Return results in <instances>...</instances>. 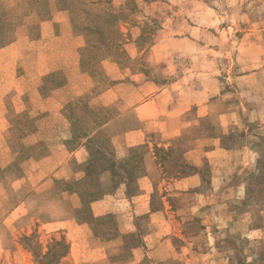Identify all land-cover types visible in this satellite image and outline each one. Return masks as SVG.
I'll return each instance as SVG.
<instances>
[{"label": "rangeland", "instance_id": "1", "mask_svg": "<svg viewBox=\"0 0 264 264\" xmlns=\"http://www.w3.org/2000/svg\"><path fill=\"white\" fill-rule=\"evenodd\" d=\"M197 2L216 10L224 25L235 28L227 33L231 38L227 53L233 55L242 40L264 41V0H0V50L20 40L17 52L25 56L14 68L9 63L4 80H0L4 91L0 99L6 108L2 112L5 111L11 123V128L1 126V133L12 151L0 162V264L263 263L264 242L244 236L248 229L264 226V129L254 135L261 141L253 138L243 144L249 148L253 145L254 149L258 142L262 158L251 170L245 167L251 159L239 161L240 171L246 168L249 173L245 180L248 192L243 201L246 205L233 208L236 217L231 228L217 230L220 223L209 217V221L198 218L187 210L196 200L198 190L168 198L174 215L171 222L166 220L168 224L160 223L161 233L154 238L162 244L155 249L150 250L145 244V237L153 232L155 225L150 215L141 213L143 208L136 209L133 205L125 210L120 207L117 214L109 213L113 195L127 199L134 196L144 167L142 161L134 157L136 153L131 154L133 157L129 160L116 158L109 143L111 139L95 123L97 120L108 122L126 111L127 92L132 93L130 87L136 92L132 102L141 101L137 87L143 79L135 81L134 75L144 71L151 80L162 78L158 68L147 71L143 59L156 43L185 32L178 27L186 19L191 23L192 19L185 14L192 6L197 8ZM44 21L53 22L50 29L41 27ZM68 22L71 29L66 26ZM71 32L77 37L73 42L69 38ZM223 33L215 31L216 35ZM25 39L28 41L24 43ZM4 54L12 58L16 49L13 52L8 49ZM47 56L54 61L57 71L43 81L39 75L47 71V67L42 68L47 64L44 61ZM78 61L81 72L92 79V94L69 102L65 111L21 95L38 85L41 97H48L53 84L62 80L65 84L68 82V76H72L69 73ZM111 88H117L123 100L114 107L90 108L88 103L92 100L86 97L94 99ZM65 119L71 122L72 137L64 143L62 138L68 135L58 136L59 127L54 129L48 122H64ZM85 133L91 137L83 138ZM32 134L35 137L32 141L23 142ZM89 139L93 140L90 145ZM99 147L109 157L93 167L94 152ZM79 148L88 152L86 158L84 154L70 158L64 152L65 149L72 153ZM139 150L132 149L143 153ZM164 159L167 161L166 157ZM181 165L175 160L167 162L164 171L169 174L165 176L160 172L159 183L165 177H173L170 173L179 170ZM188 169L189 166L183 164L182 175H189L191 170ZM23 176L28 181L20 187L15 181ZM241 179L239 176L233 183H241ZM160 194L158 188L155 189L152 211L164 209ZM103 199L109 201V209L104 207L108 213L97 217L92 204ZM237 202H241L240 199ZM21 205V211L11 215ZM3 224L5 228L1 227ZM169 232V236L160 240ZM54 241H62L66 246L58 251L67 254L57 261H53V257L44 258Z\"/></svg>", "mask_w": 264, "mask_h": 264}, {"label": "crops", "instance_id": "2", "mask_svg": "<svg viewBox=\"0 0 264 264\" xmlns=\"http://www.w3.org/2000/svg\"><path fill=\"white\" fill-rule=\"evenodd\" d=\"M195 6L197 8L192 6L194 9L190 7L185 14L188 19H192L191 23L186 19L178 27L185 32L173 34L156 43L143 59L147 71L158 68L163 75L162 78L151 80L144 71L140 75H134L135 81L137 78L143 79L140 87H137L141 101L132 102L136 92L130 87L132 93L127 92L126 111L112 117L101 128V131L111 139L116 158L129 160L132 157V149L143 150L144 174L138 180V190L131 199L113 195L110 205L107 199H103L93 203L92 209L97 217H102L108 213L104 209L105 205L107 209L111 206L109 213L114 214L119 213L120 207L124 210L133 205L136 209L143 208L141 213L150 215L149 218L155 225L153 232H149L145 237V244L150 250L161 243L154 238L161 233L160 223L162 222L164 226L165 223L171 222V216L174 215V207L168 198L184 192L194 190L199 192L195 194L196 200L189 205L187 209L189 212L198 218L208 221L212 219L220 223L221 226H217V230L231 228L230 225L235 222L236 217L233 208L246 205L243 201L248 192L245 184L249 175L247 171L255 169L253 164L262 158V151L258 149L260 147L258 142L261 139L254 135L264 129V41L242 40L233 55L227 53L231 48V38H228L227 33L234 27L224 25L216 10L204 7L200 2ZM40 24L42 28L50 29L53 22L44 21ZM66 26L71 29L69 22ZM215 31H223L225 34L216 35ZM69 34L70 41L77 40L73 32ZM26 41L28 40L25 39L24 43ZM20 46L18 40L0 50L1 81L4 80L3 76L9 63L11 68H14L25 59V56H20L17 52ZM8 49H11V52L16 49L15 56L12 58L6 56L4 53ZM44 61L47 64L42 68L47 67V71L41 73L40 78L57 71L55 65L53 66L54 61L48 56ZM49 64L52 66L49 67ZM71 71L69 75L72 76H68V82L61 88L52 90L46 98L41 97L38 85L36 88L33 85L32 89L21 95L27 98L31 96V101L35 98L42 100L46 104H51L55 110L56 106H59L60 111H65V106L69 102L92 94L90 93L93 87L92 79L88 74L81 72L79 61ZM89 82L90 84L84 87V84ZM3 92L1 87V97ZM1 99L0 162L11 151L7 139L1 133L3 129L11 128ZM86 100H92L88 104L94 109L114 107L123 99L117 88H111L98 94L94 99L86 97ZM36 123L37 126L40 125V122ZM48 123L54 129L59 127L58 136L64 133L68 135L62 138L64 143L72 137V125L66 119L64 122ZM33 138L34 134L27 135L23 142L28 143ZM253 138L259 140L254 144V149L253 145L250 146L251 149L249 145H243ZM62 146L65 148V145ZM64 152L70 158L82 154L85 158L88 156L84 148L72 153L64 149ZM50 154H47L49 159L52 158ZM241 159H251L245 166L251 168L240 171ZM174 160L182 163L181 167L170 173L173 177H165L164 181L159 183V173L168 176L169 172L164 170L167 162L171 163ZM183 164L189 166L191 170L188 169L191 172L189 175H182ZM239 176L242 177L241 183H233L237 182ZM27 181V177L23 176L15 181V184L21 187ZM157 188L161 193L164 209L152 211V195ZM169 190V194L165 195L164 192ZM236 193L241 198L236 196ZM239 199L241 202H237ZM21 209L22 205L11 215L19 213ZM1 227L5 228V224ZM170 234V232L165 234L160 240ZM244 237L264 242V226L248 229ZM262 254L264 258V250Z\"/></svg>", "mask_w": 264, "mask_h": 264}, {"label": "trees", "instance_id": "3", "mask_svg": "<svg viewBox=\"0 0 264 264\" xmlns=\"http://www.w3.org/2000/svg\"><path fill=\"white\" fill-rule=\"evenodd\" d=\"M74 23V22H73ZM75 27H76V25H75ZM52 75V74H51ZM51 75H49V76H46V77H44L43 78V81H46ZM55 83V82H54ZM54 85V87L52 88V90H54V89H58V88H61L63 85H65V80H62V81H59V82H56L55 84H53ZM70 114H71V112H70ZM70 119L72 120V117L70 116ZM97 123H95V126H99V129H101L102 128V126L106 123V121L104 120V121H101V120H97L96 121ZM83 136V138H86V139H88V138H90L91 136L90 135H88L87 133H85V134H83L82 135ZM76 138H80V136L79 135H76ZM93 143V140L92 139H89L88 140V145H90V144H92ZM109 143H111V141L109 142ZM133 153H136V155L134 156V157H136L137 159L139 158L141 161H142V153H137L136 151H132V154ZM94 154H95V160H94V162H93V164L95 163V165L93 166V167H96L97 166V164H98V161L99 160H101V161H103V160H108V155L99 147V148H97V150H95V152H94ZM111 156H113V154L111 155ZM133 157V156H132ZM109 163H110V161H109ZM114 164L115 163H113L112 164V166H114ZM111 165V164H110ZM114 174H116V175H119L117 172H113ZM130 176H134L133 175V173H130L129 174ZM98 200V199H97ZM65 249L66 248V246H65V244H63V242L62 241H60V242H58V241H54L53 242V244L52 245H50V247H49V252H47V253H45V255H44V258H51V257H53L54 259H53V261H57V260H60L62 257H64L67 253L66 252H63V253H59V251H61L60 249ZM59 250V251H58Z\"/></svg>", "mask_w": 264, "mask_h": 264}]
</instances>
